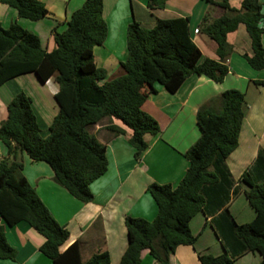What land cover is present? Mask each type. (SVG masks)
I'll return each mask as SVG.
<instances>
[{"label": "trees", "instance_id": "1", "mask_svg": "<svg viewBox=\"0 0 264 264\" xmlns=\"http://www.w3.org/2000/svg\"><path fill=\"white\" fill-rule=\"evenodd\" d=\"M165 0H148L149 8L162 7ZM210 8L222 10L212 17L208 9L200 21V30L216 44L218 59L202 58L189 35V18H158L151 27L136 21L126 30V59L123 74L106 80L105 69L96 66L93 48L101 45L107 26L102 17L103 0H84L70 15L63 31H53L55 47L46 51L39 37L17 22L0 24V85L25 73H34L42 83L53 77L58 84L54 101L58 107L49 132L40 135L32 99L24 91L14 95L7 105V116L0 124V141L6 157L0 160V259L13 260L16 251L6 239V226L27 222L44 237L39 250L52 264H111L108 252L99 250L83 262L78 242L64 250L68 230L52 216L47 206L22 174L21 153L32 161L46 162L54 181L73 197L87 203L93 200L92 181L107 169L106 148L89 127L104 118H115L131 129L129 143L134 157L146 149L144 136L157 135V121L142 109L153 84L159 83L170 93L176 92L191 74L221 82L228 73L223 58L232 51L226 35L244 24L250 37L252 54H243L254 69L264 68L261 37L260 0H242L239 9L228 0H208ZM31 21L46 16L39 0H0ZM263 84L264 80L254 81ZM247 111L244 94L226 89L196 112L200 130L198 139L184 153L188 167L175 185L151 183L147 191L157 206L152 220L125 217L127 247L118 264H140L143 250L158 264H169V255L181 244H193L196 235L190 220L211 207L225 219L228 251L218 255L198 254L200 264H234L235 258L257 252L258 264H264V146L253 163L236 181L226 165L227 156L236 148L242 119ZM113 134L124 129L109 124ZM236 183L246 185L245 198L254 211L247 223L237 224L226 204ZM224 244V245H225ZM227 247V246H226ZM227 250V249H226Z\"/></svg>", "mask_w": 264, "mask_h": 264}, {"label": "crops", "instance_id": "2", "mask_svg": "<svg viewBox=\"0 0 264 264\" xmlns=\"http://www.w3.org/2000/svg\"><path fill=\"white\" fill-rule=\"evenodd\" d=\"M47 9L45 17L31 21L20 18L17 11L0 3V24L8 27L17 22L23 28L35 33L46 51L55 47L53 31H63L72 12L84 0H39ZM220 1V0H214ZM242 0H228L231 7L239 9ZM264 14V0H260ZM148 0H103L102 17L107 32L104 42L93 48L96 66L105 69L106 80L123 74L121 63L126 59V30L130 22L151 27L158 18H189V35L201 51L202 58L218 59L216 44L200 30V21L210 9L212 17L222 10L211 7L208 0H165L162 7L149 8ZM264 27V19L261 21ZM198 29L194 33V29ZM232 51L222 62L228 66V73L221 82L196 74L188 76L174 93H170L159 83L153 84L142 109L158 123L157 135H145L146 149L140 158L134 157V148L129 143L131 129L120 120L104 118L89 127V131L105 145L107 169L92 181L89 188L93 200L84 203L73 197L53 179L51 167L43 161H32L23 152L22 174L34 188L39 198L47 206L57 222L68 230V239L60 247L64 250L73 242H78L83 262L99 250L108 252L110 263L118 264L127 247L125 217H140L152 220L157 206L147 191L151 183L175 186L184 175L188 161L184 156L187 149L198 139L200 130L196 124L198 108L206 104L226 89H237L244 94L247 111L242 119L236 148L227 156L226 165L234 180L253 163L257 151L264 146V85L254 81L264 80V68H252L243 54H252L250 37L244 24L226 35ZM264 48V34L261 37ZM58 84L53 77L42 83L34 73H25L6 80L0 85V124L7 116V105L19 91H24L32 99V109L40 129V135L49 132L58 107L54 94ZM109 124L124 129V133L113 134ZM6 157V148L0 141V160ZM237 192L230 193L226 207L237 224L247 223L254 217L248 204L243 183H236ZM0 218V223H2ZM195 242L178 245L169 255V264H200L198 254L218 255L228 251L225 244L227 231L225 219L212 212L211 207L198 212L189 222ZM6 239L16 251L11 259H0V264H52L39 246L44 237L27 222L19 221L6 226ZM225 244V245H224ZM227 246V247H226ZM227 249V250H226ZM257 252H247L235 258L234 264H258ZM140 264H158L143 250Z\"/></svg>", "mask_w": 264, "mask_h": 264}, {"label": "built area", "instance_id": "3", "mask_svg": "<svg viewBox=\"0 0 264 264\" xmlns=\"http://www.w3.org/2000/svg\"><path fill=\"white\" fill-rule=\"evenodd\" d=\"M193 32H194V33H197V32H198V29H197V28H196V29H194V30H193Z\"/></svg>", "mask_w": 264, "mask_h": 264}]
</instances>
